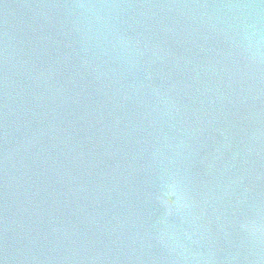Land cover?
Instances as JSON below:
<instances>
[{"label": "water", "instance_id": "water-1", "mask_svg": "<svg viewBox=\"0 0 264 264\" xmlns=\"http://www.w3.org/2000/svg\"><path fill=\"white\" fill-rule=\"evenodd\" d=\"M0 264H264V0H0Z\"/></svg>", "mask_w": 264, "mask_h": 264}]
</instances>
